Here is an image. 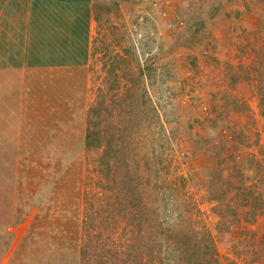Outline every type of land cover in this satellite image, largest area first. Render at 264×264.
<instances>
[{"label": "rangeland", "instance_id": "374dc122", "mask_svg": "<svg viewBox=\"0 0 264 264\" xmlns=\"http://www.w3.org/2000/svg\"><path fill=\"white\" fill-rule=\"evenodd\" d=\"M93 18L85 67L16 88L0 264H159L180 227L212 247L191 254L264 264V0H94Z\"/></svg>", "mask_w": 264, "mask_h": 264}, {"label": "crops", "instance_id": "0c3cea01", "mask_svg": "<svg viewBox=\"0 0 264 264\" xmlns=\"http://www.w3.org/2000/svg\"><path fill=\"white\" fill-rule=\"evenodd\" d=\"M93 4L94 0H0L1 166L16 149L18 85L41 90L49 71L81 69L89 63Z\"/></svg>", "mask_w": 264, "mask_h": 264}, {"label": "trees", "instance_id": "16d2710c", "mask_svg": "<svg viewBox=\"0 0 264 264\" xmlns=\"http://www.w3.org/2000/svg\"><path fill=\"white\" fill-rule=\"evenodd\" d=\"M180 228L182 229V232H184V227ZM182 232L180 230L173 233L172 241H168L165 245L163 242L160 244L155 261L157 260L159 264H163V257L161 258L162 253L164 250H172L175 255L174 258L176 257L175 264H220L219 260L216 259V256L210 259H204L200 256H196V254H191L195 252L204 257L208 250H212V247H201L202 243H199L198 241L197 244H194V240H196L194 234L196 233L189 230L184 233ZM192 249H194V252ZM198 258H202V260L200 261Z\"/></svg>", "mask_w": 264, "mask_h": 264}]
</instances>
